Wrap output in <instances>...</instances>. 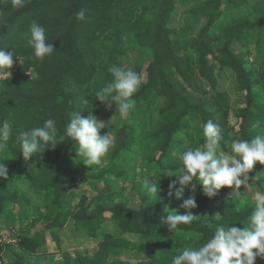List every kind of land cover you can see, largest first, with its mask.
<instances>
[{"label": "trees", "instance_id": "16d2710c", "mask_svg": "<svg viewBox=\"0 0 264 264\" xmlns=\"http://www.w3.org/2000/svg\"><path fill=\"white\" fill-rule=\"evenodd\" d=\"M182 2L197 5L188 10L185 27L176 33L171 25L177 0H25L15 9L11 0H0V47L21 62L14 58L13 77L0 81V122L7 119L12 125L8 147L0 152V162L9 169L8 180H0V224L16 228L14 206L22 214L19 218L32 220L26 230L19 227L16 243L0 242V264H171L184 248L206 242L217 225L244 227L254 207L252 199L233 197V188L208 198L196 184L195 194L191 187L184 191V199L195 197L197 207L191 209L195 219L172 233L161 218L168 210L184 214L182 200L175 193H161L158 200L136 178L152 175L159 180L158 188L176 181L165 174L168 170L179 174L181 164L172 152L202 146V126L208 120L219 125V148L225 152L235 139L264 133V61L258 55L250 62L251 52L244 51L247 45L263 44L264 0ZM81 9L86 17L78 21L76 13ZM204 19L206 24L198 29ZM33 20L45 28L47 42L55 47L42 62L34 58L28 44ZM132 50L140 56L136 72L147 66V78L134 95L135 107L127 118L101 132L112 133L106 162L90 169L66 140L55 149L34 154L26 163L16 142L18 133L42 126L49 118L62 132L76 110L85 111V117L91 111L100 119L108 105L95 93L112 82L110 68L122 67ZM209 58L218 64L219 77L228 70L233 74L242 98L233 111L240 121L238 130L230 126L229 94L220 87L216 65ZM29 70L38 78L31 80ZM198 79L211 87L210 98L191 96L186 84L198 85ZM135 162L141 165L137 176L131 171ZM249 177L250 184L255 179L254 190L264 191V165L257 163ZM128 182L140 198L138 208L125 200ZM84 184L95 196L78 195L75 187ZM107 213L114 232L103 233L93 254L73 257L62 250L60 234L69 223H74L79 236L96 239ZM38 224L42 229L34 232ZM128 235L138 240H129ZM50 241L53 253H43ZM4 249L10 252L7 261ZM131 253L143 259L121 258ZM255 264H264V257L258 256Z\"/></svg>", "mask_w": 264, "mask_h": 264}, {"label": "clouds", "instance_id": "9594fccd", "mask_svg": "<svg viewBox=\"0 0 264 264\" xmlns=\"http://www.w3.org/2000/svg\"><path fill=\"white\" fill-rule=\"evenodd\" d=\"M25 0H11L12 7H22ZM86 17L85 10L76 13L78 21ZM28 44L34 52V58L43 61L54 50V44L47 42L45 28L33 20L28 29ZM20 59L12 51L0 47V81L11 78V69ZM21 63V62H20ZM112 82L106 84L95 93V98L106 103L109 108L112 102L116 106V115L127 117L135 107L134 95L138 92L145 76L143 72H136L131 67L125 68L113 65L110 68ZM31 80L38 78V73L29 70ZM85 104L88 102L85 100ZM76 110L71 113V119L61 132L55 119L45 120L42 126L22 130L16 136L20 153L27 163L32 161L34 154L44 153L48 149H55L58 145L71 141L78 158L82 163L93 169V166H102L105 157L112 146V133L102 130L108 127L103 121L88 111ZM113 118V119H114ZM259 127V124L254 125ZM204 143L200 147L188 148L182 152L173 151L172 156L180 161L179 174L173 175L171 170L165 172L169 177L177 180L170 185V193H175L177 200H182L181 208L184 214L168 210L162 217L163 223L175 233L181 225L191 224L195 219L191 209L197 207L194 196L184 199L185 188L202 186L203 194L208 198L217 196L223 188H234L233 197H242L241 186L249 190L253 187L249 183V173L259 163L264 165V133H258L251 139H235L230 144V151H221L220 127L212 120L203 124ZM12 135V125L7 119L0 122V152L8 147ZM9 169L5 162H0V180L7 181ZM152 175L143 178L137 177L144 189L159 200L158 179L153 182ZM179 185L177 187L176 185ZM247 195V196H248ZM254 207L247 217L243 228L228 225H217L213 234L198 247H186L179 254L174 255L171 264H255L257 257H264V191L252 192ZM233 225V224H232Z\"/></svg>", "mask_w": 264, "mask_h": 264}, {"label": "rangeland", "instance_id": "374dc122", "mask_svg": "<svg viewBox=\"0 0 264 264\" xmlns=\"http://www.w3.org/2000/svg\"><path fill=\"white\" fill-rule=\"evenodd\" d=\"M183 0H177V4H176V10H175V21L172 23L171 27L176 31V33L180 32L181 30H183V28L185 27V17L186 14L188 12L189 9L196 7L197 2H190L188 4L183 3ZM252 18L255 20V16H252ZM206 24V19L202 20L199 22V24H197V28L199 29L200 27H203ZM238 52L240 50H237ZM244 51H250L251 55H249L250 57V62L255 61L258 57V55H260V60L264 61V41L262 46H257L256 44H251V45H247L244 48ZM210 62L214 65H216V69H215V73L217 75V78H219V85L220 87H222L223 90L227 91V93L229 94V98H230V103H231V111H230V117H229V121H230V126H233L234 128L236 127V130L239 129V125H240V121H238L234 114L233 111L236 107H238V105L241 104L242 98L240 97L241 95L239 93L236 92V88H235V84H234V78H233V74L231 71H226L224 72V76L219 77V73L221 72L218 67V64L216 62L212 61V58H209ZM140 62V56L138 54L137 51L132 50L129 51L128 54L126 55V57L124 58L123 61V66L125 68L131 67L134 71H136V67L137 64ZM140 72L144 73L145 79L144 82L142 83L141 87L139 88V90L144 86L145 82H146V78H147V66L143 67L141 69ZM11 78L14 75V72H11ZM196 83H198V85H194V86H189L188 84L187 87L190 89L191 91V96L196 99L198 97L201 96H206L207 98H210L212 95L211 94V87L209 85L206 84V82L204 81V79L201 81L200 79H198L196 81ZM138 90V91H139ZM116 115V106L115 103L112 102V106L111 108H109L108 106L103 110V112L100 115V119L101 121H103L107 126L112 124V123H118V122H122L124 121V119H126L127 117H120L117 116L114 118V116ZM114 118V119H113ZM110 151V150H109ZM134 166V167H133ZM64 167V165L62 166ZM131 171L133 173V175H138V173H140L141 171V165L140 162H135V164L132 165L131 167ZM138 177V176H137ZM136 177V178H137ZM167 178V177H166ZM170 185L164 186V185H160L159 188V196L161 195V193H170ZM131 183L128 182L125 184L126 187V191H125V200L129 203V205H131L132 207L138 208L140 205V198L137 197L136 195H134L131 191ZM198 190V187L195 185V188H192V191H194L193 193L195 194V191ZM234 190V188H233ZM75 191L78 193V195H82L83 193H87V196L89 197H93L95 196V193H93L90 189L89 186L87 184L84 185H79L75 187ZM255 191L253 188H251L249 190V195H248V190L241 186L239 192L241 194L242 197H245L243 199L246 198H251L252 196V192ZM174 193V190H173ZM248 195V196H247ZM161 197V196H160ZM80 198H78L77 200H74V204L77 203L79 201ZM13 211L15 213V216L17 217V221L18 224L16 226L15 230H18L19 227H21V230H26L27 228L30 227V225L32 224V220H23L20 217V210L17 206L13 207ZM109 213L106 214V217H108V220L106 221V223L103 225V229L100 234V236L98 238H92V237H88L86 235L83 234V236H79L78 233L75 231L74 229V223H69L65 229L61 232L60 234V239H61V246H62V250L63 251H68L69 253H71L73 255V257L77 254V253H82V254H93L99 246V243L102 241L103 239V233L104 232H114V227L113 224L111 222V220H109ZM8 227L6 225L0 224V237L3 235H9L11 236L14 235L13 230L11 231L10 229H7ZM42 229V225L38 224V226L34 229ZM12 232V233H11ZM12 237V236H11ZM127 239L132 240V241H137L138 238L136 236L133 235H128ZM53 253V248H52V243L51 241L48 244V248L46 250V252L43 253ZM42 255L43 261L44 263H48L49 262V258L45 257L44 254ZM56 259L60 258V255L57 253L55 254ZM3 257L4 259L7 261L8 258L10 257V252L7 249H4L3 251ZM124 260H129L131 262H138L140 260H142V257H139L138 255L131 253L130 255H126L121 257Z\"/></svg>", "mask_w": 264, "mask_h": 264}, {"label": "built area", "instance_id": "2783aa9c", "mask_svg": "<svg viewBox=\"0 0 264 264\" xmlns=\"http://www.w3.org/2000/svg\"><path fill=\"white\" fill-rule=\"evenodd\" d=\"M7 229H10L11 231L13 230L14 232V235L19 232V230H15L14 228H11V227H8ZM12 233V232H11ZM14 235L10 234L9 235H3L2 233V236H1V239H0V242L2 243H6V244H9V243H16L17 242V239L14 237Z\"/></svg>", "mask_w": 264, "mask_h": 264}]
</instances>
